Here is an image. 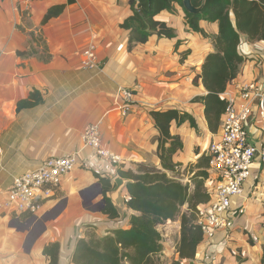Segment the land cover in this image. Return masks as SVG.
<instances>
[{"label":"crops","instance_id":"0c3cea01","mask_svg":"<svg viewBox=\"0 0 264 264\" xmlns=\"http://www.w3.org/2000/svg\"><path fill=\"white\" fill-rule=\"evenodd\" d=\"M51 7H60L61 12L42 24ZM172 7V12L161 11L154 20L173 29L175 37L153 35L128 51V32L121 28L132 15L126 0H0V202L14 178L38 170L46 159L72 155L75 160L72 172L40 202L36 214L0 210V264H48L42 251L53 243L59 246L57 264H72L84 227L90 226L97 237L127 229L133 212L126 210L121 222L109 218L105 204L101 206L103 185L94 174L113 188L117 171L135 173L138 163L161 170L153 111L186 112L197 126L170 125L171 135L182 144L172 158L179 165L176 179L191 190L192 173L206 172V149L221 129L215 134L208 131L204 106L193 101L205 91L200 80L196 84L193 80L214 51L212 38L218 28L216 23L200 21L206 34L202 37L189 30L183 8L176 3ZM90 43L95 45L98 67L85 70L80 67L81 53ZM239 51L244 61L222 94L225 101L235 98L237 103L235 85L256 80L264 72V41L242 38ZM17 52L26 55L19 57ZM123 88L133 91L131 111L125 117L120 115L118 95ZM34 91L41 103L17 109ZM254 121L250 118L246 129L251 144L258 147L263 135ZM90 124L98 126L102 146L123 160L118 168L81 142L80 135ZM241 207L242 215L237 213ZM33 216L37 219L25 225ZM171 224L177 226L173 246L160 234L161 255L168 262L178 260L179 219ZM210 245L196 247L195 264H264V167L256 160L242 195L231 202L228 230L217 233Z\"/></svg>","mask_w":264,"mask_h":264},{"label":"trees","instance_id":"16d2710c","mask_svg":"<svg viewBox=\"0 0 264 264\" xmlns=\"http://www.w3.org/2000/svg\"><path fill=\"white\" fill-rule=\"evenodd\" d=\"M202 1L191 0V3L199 7ZM128 3L132 15L121 25L128 32V51L144 44L153 35L160 39L175 37L173 29L154 18L161 11L172 12L174 3L183 8L182 0H129ZM55 8L60 7H51L42 24L59 15L61 8L54 12ZM184 13L189 30L202 37H206V34L198 26L200 21L217 24V34L212 38L214 51L205 57L200 75L193 80L194 84L200 80L205 91V95L193 101L204 106L207 129L215 134L227 105L222 94L237 77L244 61L239 51L241 39L264 41V0H205L198 15H189L185 10ZM25 55L26 52H17L19 57ZM41 101L38 92L34 91L26 100L18 103L17 109L32 108ZM150 116L159 134L156 156L161 170L141 162L137 164L135 173L117 171L118 177L128 181L126 192L129 201L125 206L127 211L133 212L128 216V228L116 229L106 236L97 237L90 226L84 227L83 237L75 243L72 264H155L163 251L157 227L177 219L180 223L179 239L175 246L178 260H172L170 264L194 259L196 247L202 241V233L196 224L198 207L210 200L204 189L207 173L204 170L194 172L190 179L193 186L191 190L176 179L174 173L179 165L174 164L172 158L182 149V144L178 136L171 135L170 125L175 123L179 127L187 122L193 129H197V126L192 116L175 109L153 111ZM94 175L102 183L105 196L112 186L106 179ZM184 206L186 209L183 212ZM104 212L109 218L118 219L108 200H105ZM42 254L48 264H57L58 244L44 246Z\"/></svg>","mask_w":264,"mask_h":264},{"label":"built area","instance_id":"2783aa9c","mask_svg":"<svg viewBox=\"0 0 264 264\" xmlns=\"http://www.w3.org/2000/svg\"><path fill=\"white\" fill-rule=\"evenodd\" d=\"M80 67L85 70L97 69L98 61L94 44L90 43L82 51ZM235 89L239 103L235 98L226 99L227 105L220 118V133L206 149L208 177L204 183L205 192L210 200L207 204L198 207L196 224L202 233L201 243L208 248L211 247L210 241L217 233L228 230L231 202L242 195L243 186L251 177V166L254 161L264 167V72L256 80L236 84ZM118 95L120 115L125 117L131 111L133 91L123 88L119 90ZM252 117L256 121V123L254 121L255 126L263 135L258 147L251 144L246 129V123ZM80 139L84 145L93 150L97 158L107 161L112 167L118 168L123 164L120 157L111 154L102 146L97 125L90 124L85 127ZM74 167L75 160L72 155L46 159L38 170L26 172L13 179L5 199L0 202V210L18 214L23 212L36 214L40 202L52 195L63 177L72 172ZM207 181L211 183L209 188ZM124 201L125 204L129 201L128 195L124 196ZM243 212V207L237 210L240 215ZM169 223L170 221H167L163 225ZM187 264H195V262L192 260Z\"/></svg>","mask_w":264,"mask_h":264},{"label":"water","instance_id":"95a60500","mask_svg":"<svg viewBox=\"0 0 264 264\" xmlns=\"http://www.w3.org/2000/svg\"><path fill=\"white\" fill-rule=\"evenodd\" d=\"M205 5V0L202 1L201 5L199 7H194L191 3V0H182V6L184 10L189 15H198L202 8ZM113 188L108 191L105 194L104 200L101 203V206H104L105 200H108L116 212L118 216V220L121 222L125 218V201H124V194H126V186L128 184L127 180H123L120 177H115L112 179ZM97 186H100L99 184ZM36 216L31 217L27 222H25V225H30L34 220H36ZM46 218H43L42 221H45ZM34 240H32L30 243H33Z\"/></svg>","mask_w":264,"mask_h":264},{"label":"rangeland","instance_id":"374dc122","mask_svg":"<svg viewBox=\"0 0 264 264\" xmlns=\"http://www.w3.org/2000/svg\"><path fill=\"white\" fill-rule=\"evenodd\" d=\"M207 146V145H206ZM205 146V147H206ZM186 209V208H185ZM185 209H182V211L184 212ZM159 232L160 234L163 236V242L164 243H168V240L170 241L169 244L170 246H173L171 245V241L174 243L176 241V237H177V226H174V225H169L168 227L167 226H164V227H160L159 228ZM168 246L165 245V249H167ZM155 264H170V262H168L166 259L163 258V256L161 255L156 261H155Z\"/></svg>","mask_w":264,"mask_h":264}]
</instances>
